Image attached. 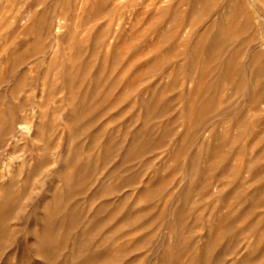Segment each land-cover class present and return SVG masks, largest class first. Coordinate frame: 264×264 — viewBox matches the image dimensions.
<instances>
[{"label":"rangeland","instance_id":"rangeland-1","mask_svg":"<svg viewBox=\"0 0 264 264\" xmlns=\"http://www.w3.org/2000/svg\"><path fill=\"white\" fill-rule=\"evenodd\" d=\"M263 8L0 0V264H264Z\"/></svg>","mask_w":264,"mask_h":264},{"label":"bare ground","instance_id":"bare-ground-1","mask_svg":"<svg viewBox=\"0 0 264 264\" xmlns=\"http://www.w3.org/2000/svg\"><path fill=\"white\" fill-rule=\"evenodd\" d=\"M258 7V6H257ZM263 7V6H262ZM262 9V8H261ZM264 9V8H263ZM262 17V16H261ZM260 18V17H259Z\"/></svg>","mask_w":264,"mask_h":264}]
</instances>
